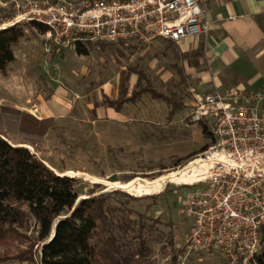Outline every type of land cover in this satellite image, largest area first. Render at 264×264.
Listing matches in <instances>:
<instances>
[{"label":"rangeland","instance_id":"obj_1","mask_svg":"<svg viewBox=\"0 0 264 264\" xmlns=\"http://www.w3.org/2000/svg\"><path fill=\"white\" fill-rule=\"evenodd\" d=\"M14 13L11 0H0V24ZM22 23L14 58L0 73V135L74 176L77 198L103 192L111 210L100 234L112 236L121 252L140 247L138 264H231L218 250L187 252L189 220L178 212L189 184L176 169L207 141L189 116L211 76L202 42H86L85 53L75 44L56 54L44 32ZM143 78L179 104L170 117V103L145 91L115 107ZM131 178L137 182L122 188ZM18 205L22 219L12 224L17 234L0 240V264H37V223L25 203Z\"/></svg>","mask_w":264,"mask_h":264},{"label":"built area","instance_id":"obj_2","mask_svg":"<svg viewBox=\"0 0 264 264\" xmlns=\"http://www.w3.org/2000/svg\"><path fill=\"white\" fill-rule=\"evenodd\" d=\"M11 2L15 13L0 27L35 20L45 26L43 34L56 54L75 44L126 39L178 42L197 36L204 45L212 22L201 0ZM189 116L202 120L208 135L176 169L183 172L176 178L189 184L178 207L189 220L184 249L218 250L231 264H253L250 258L264 236V86L212 82Z\"/></svg>","mask_w":264,"mask_h":264},{"label":"trees","instance_id":"obj_3","mask_svg":"<svg viewBox=\"0 0 264 264\" xmlns=\"http://www.w3.org/2000/svg\"><path fill=\"white\" fill-rule=\"evenodd\" d=\"M23 24L14 22L0 27L1 74H5L6 64L14 58L12 45L24 35ZM27 24L39 32L45 30V26L35 20L27 21ZM76 51L85 53L86 48L77 44ZM143 80L144 84H138L129 96L115 100V107L145 91L170 103L167 111L170 117L179 104L155 90L145 78ZM197 123L207 136L204 122L198 120ZM190 165H186V170ZM67 174L53 170L27 147L0 135V240L17 234L12 224L21 221L23 210L18 204L25 203L28 213L37 223V238L40 240L37 264H138L135 258L140 259L144 255L140 247L125 248L121 252L120 244L112 236L100 234V225L106 226V211L111 210L104 193L88 194L76 200L75 177ZM132 179H126L122 188H130L137 182ZM142 181L152 183L153 180ZM250 260L253 264H264V236Z\"/></svg>","mask_w":264,"mask_h":264},{"label":"crops","instance_id":"obj_4","mask_svg":"<svg viewBox=\"0 0 264 264\" xmlns=\"http://www.w3.org/2000/svg\"><path fill=\"white\" fill-rule=\"evenodd\" d=\"M201 1L212 19L204 44L211 73L209 86L213 82L222 85L219 87H260L264 82V0ZM189 41L199 38L178 42Z\"/></svg>","mask_w":264,"mask_h":264},{"label":"water","instance_id":"obj_5","mask_svg":"<svg viewBox=\"0 0 264 264\" xmlns=\"http://www.w3.org/2000/svg\"><path fill=\"white\" fill-rule=\"evenodd\" d=\"M21 145H23V144H21ZM23 146H25V145H23ZM25 147H26V146H25ZM77 199H78V198H76V200H77ZM76 200H75V201H76Z\"/></svg>","mask_w":264,"mask_h":264},{"label":"bare ground","instance_id":"obj_6","mask_svg":"<svg viewBox=\"0 0 264 264\" xmlns=\"http://www.w3.org/2000/svg\"><path fill=\"white\" fill-rule=\"evenodd\" d=\"M193 161L190 163L192 165Z\"/></svg>","mask_w":264,"mask_h":264}]
</instances>
